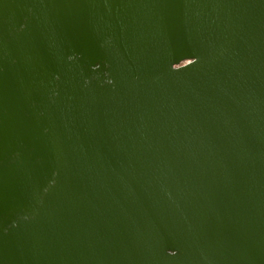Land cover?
Here are the masks:
<instances>
[{
	"label": "water",
	"instance_id": "1",
	"mask_svg": "<svg viewBox=\"0 0 264 264\" xmlns=\"http://www.w3.org/2000/svg\"><path fill=\"white\" fill-rule=\"evenodd\" d=\"M0 264H264V0H0Z\"/></svg>",
	"mask_w": 264,
	"mask_h": 264
}]
</instances>
